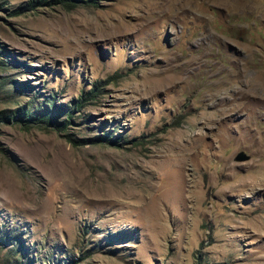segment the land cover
Returning a JSON list of instances; mask_svg holds the SVG:
<instances>
[{
    "label": "rangeland",
    "instance_id": "rangeland-1",
    "mask_svg": "<svg viewBox=\"0 0 264 264\" xmlns=\"http://www.w3.org/2000/svg\"><path fill=\"white\" fill-rule=\"evenodd\" d=\"M24 1L0 0V264H264V0ZM97 79L63 130L16 119Z\"/></svg>",
    "mask_w": 264,
    "mask_h": 264
},
{
    "label": "trees",
    "instance_id": "trees-1",
    "mask_svg": "<svg viewBox=\"0 0 264 264\" xmlns=\"http://www.w3.org/2000/svg\"><path fill=\"white\" fill-rule=\"evenodd\" d=\"M68 0H26L23 3L18 4L16 7H14L11 10V14H19L22 11H32L36 10L39 5L46 4V5H53L56 3H61L62 6L65 9H71L73 6H75V3L73 0H69L70 2H67ZM121 74L118 72H114L111 75H108V77L105 79V82L111 81L112 79L119 77ZM103 81V79H97L94 83H92V86H90L87 89H81L78 93L77 97L72 100L71 107L67 108L65 114V117L61 120L56 119L55 117L48 114L47 110H41L39 106H36L35 108L29 110L24 107H18L15 110V115L17 120L29 121V122H41L44 123L45 126L51 127L56 130H63L65 129V122H67L66 117H68L71 113L72 107H79L81 105L86 104L87 102L91 101L99 91L97 87L95 89L96 82ZM11 116L5 111V109H0V120H8ZM66 139L72 143H85V142H92L96 143L99 141H106L114 143L113 139L107 138L105 136H94V137H88L83 138L77 142V138H73L70 135L65 136Z\"/></svg>",
    "mask_w": 264,
    "mask_h": 264
},
{
    "label": "water",
    "instance_id": "water-1",
    "mask_svg": "<svg viewBox=\"0 0 264 264\" xmlns=\"http://www.w3.org/2000/svg\"><path fill=\"white\" fill-rule=\"evenodd\" d=\"M234 157L238 160H243V159H246L248 156H247V154L244 153L243 150H239L236 152Z\"/></svg>",
    "mask_w": 264,
    "mask_h": 264
}]
</instances>
